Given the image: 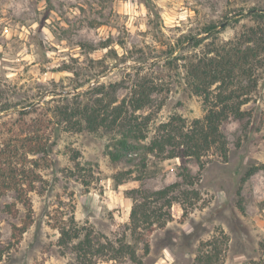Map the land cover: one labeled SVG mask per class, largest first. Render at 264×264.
<instances>
[{
    "label": "rangeland",
    "instance_id": "rangeland-1",
    "mask_svg": "<svg viewBox=\"0 0 264 264\" xmlns=\"http://www.w3.org/2000/svg\"><path fill=\"white\" fill-rule=\"evenodd\" d=\"M231 49L255 53L233 59L244 116L196 161L190 76ZM29 138L14 166L38 181L0 192V264H264V0H0V149Z\"/></svg>",
    "mask_w": 264,
    "mask_h": 264
},
{
    "label": "trees",
    "instance_id": "trees-1",
    "mask_svg": "<svg viewBox=\"0 0 264 264\" xmlns=\"http://www.w3.org/2000/svg\"><path fill=\"white\" fill-rule=\"evenodd\" d=\"M231 52L232 49L223 53V55L218 53L215 57L216 59H208V62L202 64L200 75H189L193 79L190 86L194 88V94L202 98L205 108L203 118L194 121L189 134L183 135L184 146L186 147V152L184 154L195 158L196 161H199L202 154L212 148H214L221 158H226V143L223 135L219 131L220 124L230 116L236 118H242L244 116V113L240 111V106L244 103L238 101L240 97L237 91L229 89L230 86L235 85L234 81L237 79L234 72L239 68L233 59L236 58V62H240V67L244 68V66L249 63L250 58H255V53L253 50H247V52L238 50L234 55H231L233 54ZM196 71L197 70L194 72ZM243 74L246 73L242 71L241 77ZM216 83L217 87L213 91L210 90L209 86ZM136 105L140 107L141 102L136 100ZM7 109L8 108H1V112L6 111ZM19 115L23 116L24 114L20 113ZM116 119H119V113H116L112 123L115 122ZM105 121L106 120L102 118L96 126L104 124ZM39 122L41 123V121ZM39 122L38 120L37 122L34 121L32 123V128L39 126ZM37 132L38 131H36V133ZM42 143L43 142L39 138H29L25 140L19 139L12 142L8 141L7 144H5V147L0 149V192L4 191V189L11 188L14 184L16 187L15 192L18 196L17 199L20 200L22 198V189L20 188V185H22L23 181L26 183L28 191L34 189L33 184L38 181L37 174L34 171L28 170L25 179L24 173L26 172L21 171L20 173L19 171H16L14 165L15 163L22 165L26 163V154L32 155L42 152L44 146ZM158 145V141L153 142V146L157 147ZM173 145L175 146L174 143ZM122 146H126L125 141H122ZM110 157L113 161L119 160V156L112 153ZM18 174L23 175L21 176L23 177L21 178L23 181L18 180ZM250 174L251 171H249L246 176ZM186 177L187 176H185V178ZM164 192L165 191H161L158 194H163ZM9 213H11L10 210ZM27 220H30L29 215H27ZM23 228L26 229V224L23 225ZM59 234V245H67L78 239L75 230L71 232L60 229ZM76 245L77 253L82 252L83 254H86L88 252L87 249L92 248L88 239L85 241H79Z\"/></svg>",
    "mask_w": 264,
    "mask_h": 264
}]
</instances>
